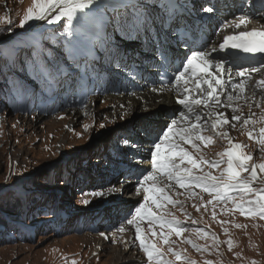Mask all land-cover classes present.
Masks as SVG:
<instances>
[{"label":"rangeland","instance_id":"374dc122","mask_svg":"<svg viewBox=\"0 0 264 264\" xmlns=\"http://www.w3.org/2000/svg\"><path fill=\"white\" fill-rule=\"evenodd\" d=\"M30 6L31 0H0V16L13 21L10 31L7 30L9 26H0V88L5 87V84H2L4 79L15 77V82L12 83L15 93L21 87V80L17 77H26L25 72L35 64L31 45L38 44L40 48L45 49V53L53 56L49 50L58 47L57 42L66 35V27L68 28L66 19L51 24L44 20H33L20 27L19 20ZM9 64V69L13 72L7 69ZM135 94L120 95L127 97ZM6 101V98L0 97V264H71L72 260H75L76 264H113V261H110V254L127 250L128 242L133 241L132 233L124 235L109 233L105 224L100 231L86 228L80 230L76 225L73 227L69 219L79 211L78 209L87 207L88 203L84 201L92 200L90 192L108 191L104 186H97L90 187L88 189L90 192H82L77 181L89 177L94 170L97 171V166L104 168L102 160L94 156L95 151L112 140L119 131L129 128L126 124L130 121H135L133 125L136 126L137 122L141 127L144 125V133L150 130L160 132L169 121L164 120L161 124L154 125L150 119L155 116L150 114V111L139 108L130 110L127 106L123 112L130 111L131 114L124 125H121L119 112L121 108L117 109L113 105L122 103H118L116 99L107 100V97L91 104L96 108L92 120L81 113L89 108L90 101L85 105L78 104L70 108L69 105L64 106V110L67 111L54 115L23 114L9 107ZM90 122L91 130L88 133L85 124ZM101 124L105 127L101 128ZM243 127L242 121L231 122L229 128L232 136L229 135L226 141L232 138L235 142L246 145L245 151L253 155V162H264V151H261L264 145L250 139L247 135L250 131L248 126ZM254 127L258 133L259 128L264 127V123L258 120ZM203 133L205 136L208 135L206 131ZM142 136L145 135L140 133L139 137ZM197 143L205 146L200 141ZM227 147L228 143L222 144L219 149L224 151ZM69 173L71 180L68 179ZM242 175L247 176V173ZM137 180L130 177L122 178L123 192L127 193L130 186L136 187L134 182ZM118 184L121 185V182ZM254 186L264 187L258 182ZM172 190L174 194H179V190ZM194 191L198 192L199 188L180 187L182 196L178 195L177 200L181 201L183 198L187 205L176 204L172 209L167 205L164 209V214L172 213L184 227L189 226L180 236L172 234L169 237L170 241H175L171 246L183 251L190 261H195V264H206V261H212L213 264H253V261L256 264H264V219L259 216H243L238 210L226 211V208H233L230 201L226 203L213 201L212 204H207L211 197L202 193L193 196L190 193ZM88 195L90 199L86 197ZM126 196L121 201L114 199L120 202L119 210L126 206L120 216L121 219L126 217L124 214L133 203L127 194ZM239 199L238 194L236 200ZM124 201L125 205L122 204ZM25 202L30 207L29 214L27 211L18 210L19 206L24 207L22 203ZM196 206H199V210ZM62 213L66 215H60ZM67 215L69 218L66 220ZM222 221L226 223L222 224ZM197 228L204 229L209 235L201 238L195 231ZM225 228L228 229L227 233L224 231ZM160 231L159 229L157 233ZM102 232L107 238L100 235ZM212 234L218 238L215 248ZM106 239L114 240L109 244L111 248L103 251L100 248L106 244ZM188 239L206 246L209 251H197L186 242ZM229 239L233 241L231 250L226 243ZM152 240L162 248L165 259L175 260L172 253L167 251L168 245L163 243L159 235L152 236ZM99 251L101 255L97 260ZM236 253L240 255L237 256ZM130 256L137 260L125 264L141 262L136 250H132ZM176 264L189 262L177 261Z\"/></svg>","mask_w":264,"mask_h":264},{"label":"snow or ice","instance_id":"6c2138e0","mask_svg":"<svg viewBox=\"0 0 264 264\" xmlns=\"http://www.w3.org/2000/svg\"><path fill=\"white\" fill-rule=\"evenodd\" d=\"M96 0H31V6L26 9L23 18L19 20V26L24 27L33 20H44L47 23H59L62 20H67V25L71 26L73 21L81 26V29H86L94 25L102 26L107 22L106 17L102 11H98L94 17H90V12ZM204 11L212 13L214 9L207 7ZM250 21L248 16H241L238 22L235 23L236 28L245 25ZM13 21L10 18L0 16V26L7 25L8 31L11 30L10 26ZM114 31L122 36H132L139 34L145 29L146 21L136 11L128 14L114 17L110 22ZM75 34L78 36L81 33L77 29ZM66 35L73 36L74 31L66 27ZM223 43L219 45L220 49L232 47L240 49L246 53H264V29H251L240 31L233 35H228L223 38ZM216 51V49H213ZM36 67L40 72L46 71V65L41 63L42 57L40 52L34 51L32 53ZM226 62L223 60L213 61L210 54L203 51H192L191 55L186 57L185 62L182 63V70L178 71L174 77V84L177 89L183 86V95L177 97V103L185 106L187 111H181L178 117L172 118L167 124L162 134H157L155 141L152 143L150 152V169L141 175L137 180L136 191L137 193L143 192L142 200L138 206L134 208L130 218L126 220L128 225L135 227L136 240L139 241L140 248L146 255L149 264H176L177 261L189 262L195 264V261H190V258L184 255L183 251H178L171 246L175 241H170L169 237L172 234L180 236L187 229L183 226L182 222L172 214H164V209L168 204L176 205L182 204L179 200H174L169 194L173 185H178L181 188L191 189L192 187L199 188L202 192L207 193L211 199L207 204H212L213 201L217 202H231L233 208H226V211L232 212L238 210L243 216L255 217L259 216L264 219V187H255V183L264 185V162H253V155L245 151L246 145L234 142L232 138L228 139L229 147L224 151L217 153L219 159L208 160L204 155L198 158L189 151L185 145H191L197 151L200 150V141L205 145L214 143L212 136H205L202 133L207 130L206 126L211 119V129L217 136L228 137L227 132H221L219 129L228 125L231 122H239L242 119L241 115H236L238 106H234L231 102L239 99L238 96H233L230 92H222L230 102L226 107L233 109L231 121L228 116L216 109L217 105L223 103L220 96L217 95L218 91L224 89L226 84L231 83V80L225 81L222 76L230 70L225 67ZM215 67L217 72L210 71ZM264 68V64L260 68H252L251 72H259ZM189 70L193 76L199 73L207 75V79H195V94L192 89L188 87ZM248 69H240L237 73L240 77H245ZM206 85V87H204ZM257 88L264 92V80L256 82ZM233 89L239 90L243 93L245 91V81L242 79L240 83H231ZM162 87L160 91H164ZM201 106L208 109V111L201 115L197 109ZM259 107V105H257ZM254 114L250 113L247 118L243 119V125L256 124L257 121L253 119ZM194 117V118H193ZM259 121L264 123V111L260 114ZM235 127V125H232ZM101 128L105 125L101 124ZM250 139H254L258 144L264 145V127H260L258 135L256 129H252L247 133ZM124 143L128 144L130 141L125 140ZM136 147V145H132ZM264 151V148L261 149ZM224 165L221 168V165ZM216 168L219 174L214 175L212 171L205 170ZM259 170V171H258ZM247 173V176L242 175ZM163 178H167L168 182H164ZM193 196L198 195L195 192L190 193ZM235 194L240 195V199H235ZM93 195H102V193H93ZM202 200L203 198L200 197ZM88 203V201H84ZM195 206V205H194ZM199 210V206H196ZM159 210V211H157ZM215 217V212H213ZM147 220L148 229L151 235L162 238L163 243L168 245L167 251L172 253L175 260L165 259V253L153 240L146 237L144 230L141 227V222ZM195 223V222H193ZM226 223L225 221L221 222ZM159 226L161 231L157 233L156 226ZM242 227L241 225H236ZM167 229V231H164ZM121 232L125 231L124 227L119 229ZM196 233L201 238L207 237L208 232L202 228L195 229ZM224 231L227 233L228 229ZM105 236V233H100ZM213 247H216L218 238L212 234ZM191 244L197 251H209L206 246L198 245L191 239L186 241ZM229 250H231L233 241L231 239L226 241ZM235 255L239 256L240 253ZM71 264H76L72 260ZM206 264H213L212 261H206ZM253 264H256L253 261Z\"/></svg>","mask_w":264,"mask_h":264},{"label":"bare ground","instance_id":"6f19581e","mask_svg":"<svg viewBox=\"0 0 264 264\" xmlns=\"http://www.w3.org/2000/svg\"><path fill=\"white\" fill-rule=\"evenodd\" d=\"M237 79H240V78H237ZM252 87H254V88L257 87L256 82L252 84ZM160 89H161V87H159V86H156V87L147 86L142 93H138V94H135L133 96H127L126 97V96L120 95L118 97L117 96H111L109 98L116 99V101L118 103L128 104V109H130V110H137L139 108L143 111H150V114H153L155 116V117H152V119H150L151 122H153L154 125L155 124H161L162 121L168 120V118L170 117V114L172 113V111L176 110V106L179 105V103H177V101L173 95V92L170 89H165L164 91H160ZM200 109H201V107L198 108L197 111ZM184 111L186 112L187 109H184ZM227 115H230V114H227ZM151 116L148 115V117H151ZM241 121H242V119H241ZM149 126H153V125H149ZM202 134L204 135V133H202ZM125 181H127V180H125ZM134 188H135L134 186H130L128 188V191H131ZM25 203L28 204L27 202H25ZM122 204L125 205V201L122 202ZM126 205H129V204H126ZM29 209H30V207H29ZM113 240L114 239H112V240L106 239V244H104L103 247H101L100 249H102L103 251L109 250L107 248H111L109 246V244ZM132 246H133V241L128 242V245L126 247L127 250L122 251L121 253H119L117 251L112 252L110 254L111 255L110 261H113V264H125L128 261L132 262V261H135V259L137 260V258H133L132 256H130V253L133 250ZM128 254H129V256H128ZM100 255H101V251H99L97 253V260L99 259Z\"/></svg>","mask_w":264,"mask_h":264},{"label":"trees","instance_id":"16d2710c","mask_svg":"<svg viewBox=\"0 0 264 264\" xmlns=\"http://www.w3.org/2000/svg\"><path fill=\"white\" fill-rule=\"evenodd\" d=\"M70 174V173H69ZM68 179L69 180H71L72 178H71V174H70V176H68ZM23 204V206H24V208H22L21 206H19V208H18V210H23V211H27V213H29V212H31V211H29L30 209H29V205L28 204H26V203H22ZM22 211V212H23Z\"/></svg>","mask_w":264,"mask_h":264}]
</instances>
